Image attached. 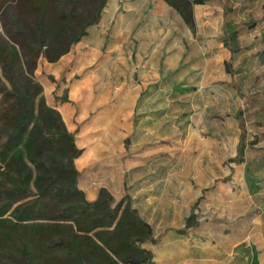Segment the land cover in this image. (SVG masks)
Listing matches in <instances>:
<instances>
[{"label":"rangeland","instance_id":"1","mask_svg":"<svg viewBox=\"0 0 264 264\" xmlns=\"http://www.w3.org/2000/svg\"><path fill=\"white\" fill-rule=\"evenodd\" d=\"M106 8L62 61L40 58L33 73L69 107L84 145L74 163L95 150L93 126L119 125L107 141L124 148V198L154 230L149 264H239L227 254L247 251L234 244L264 212V0H202L192 26L163 0ZM108 43L121 49L94 69L92 47Z\"/></svg>","mask_w":264,"mask_h":264},{"label":"trees","instance_id":"2","mask_svg":"<svg viewBox=\"0 0 264 264\" xmlns=\"http://www.w3.org/2000/svg\"><path fill=\"white\" fill-rule=\"evenodd\" d=\"M186 24L202 0H164ZM107 0H0V264H149L153 229L129 200L77 186L81 149L33 77L101 16ZM190 226V219L186 221ZM183 231V230H181Z\"/></svg>","mask_w":264,"mask_h":264},{"label":"crops","instance_id":"3","mask_svg":"<svg viewBox=\"0 0 264 264\" xmlns=\"http://www.w3.org/2000/svg\"><path fill=\"white\" fill-rule=\"evenodd\" d=\"M108 2L109 0H107L104 8L102 9L99 21L95 25H92L88 28L87 34L80 41H82L85 37L90 36L92 29L96 27V25H98L100 21H102L104 15L105 16L108 15L107 8H106L108 5ZM119 49H121V47H118L116 45L113 47L111 43H108L104 46V50L102 51L98 48V45L94 44V47H92L91 49V51L95 54V57L93 59V63L95 65L93 66V68L98 69L104 66L112 58L111 54ZM69 53L70 51L68 53L66 52L65 55L61 56L59 60L54 63H49L47 61L46 63L50 65L51 67L52 65L57 64L58 62L62 61V59L66 57V55H68ZM64 61L65 60H63L62 62L63 64H65ZM40 84L43 86V92H44L43 94L45 96L47 104L53 107L54 109H56L61 114L62 120L67 130L72 133L74 131V125L71 124L72 116L70 114L69 107L66 105V103L58 104V103L52 102L53 99L51 98L52 97L51 91L47 89L46 84H45L46 86L42 82H40ZM94 120L100 121L101 118L94 117ZM92 128L93 129H91V131L93 135H95L93 137L94 143H97L96 148L95 150H93V152L90 151V152H87L86 154L82 153L83 155H81V157L82 156L83 157L81 159L79 158L80 160L77 162V164H75L79 172L78 179H77V186L80 190L84 192L85 197H87L86 199L88 201H94L98 195L99 189L106 188L110 192V194L113 196V198H115L114 199L115 202H117L120 199L125 197L123 187L124 185H126L125 184V182L127 181L126 178L129 177V174L125 172L128 168L125 165V162H126L125 159L122 158L121 156L122 152L124 151V148L122 147V145L117 146V148H110L109 142L107 141L109 138L107 137L106 133H108L109 131H113V130L116 133H124L123 132L124 129L120 128L119 125L106 126V125H99V124L93 126ZM98 133H102L104 136H96V134ZM123 137H126V136H123ZM76 146L79 149H81V152L84 149V145L82 144L80 145L76 144ZM116 154L117 156H119L117 157L118 162L115 163V161H113L114 165H112L111 163L112 159H110V157ZM89 164L95 165V166L93 168L92 167L86 168L87 165ZM261 216L262 214L260 216H256V215L253 216L252 223L251 224L247 223V227L241 229L240 238L238 239V241L235 242L234 246L238 245L240 250H242V247L245 246L247 251L244 252L242 250L241 252L237 251V252H231V254H227L231 256V260H236L238 261L239 264H264V212H263V218ZM153 235L156 239L154 230H153ZM145 248H148V246ZM152 253H153V259H154L155 252L152 251Z\"/></svg>","mask_w":264,"mask_h":264}]
</instances>
